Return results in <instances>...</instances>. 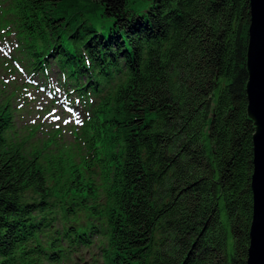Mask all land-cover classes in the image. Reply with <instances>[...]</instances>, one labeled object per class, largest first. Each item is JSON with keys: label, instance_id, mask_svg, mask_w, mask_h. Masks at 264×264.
Masks as SVG:
<instances>
[{"label": "trees", "instance_id": "obj_1", "mask_svg": "<svg viewBox=\"0 0 264 264\" xmlns=\"http://www.w3.org/2000/svg\"><path fill=\"white\" fill-rule=\"evenodd\" d=\"M0 8L14 60L80 115L73 142L25 138L0 89V264H246L249 0Z\"/></svg>", "mask_w": 264, "mask_h": 264}, {"label": "rangeland", "instance_id": "obj_2", "mask_svg": "<svg viewBox=\"0 0 264 264\" xmlns=\"http://www.w3.org/2000/svg\"><path fill=\"white\" fill-rule=\"evenodd\" d=\"M3 13L0 8V89L7 96L14 95L12 107L15 108V123L18 130L16 132L25 138L32 134L37 136L47 134L65 143L73 142V133L80 122L79 115L58 100V94L53 96L52 92L42 90L40 79L28 76L19 69L14 60L17 36L14 33H10L8 37L1 35L5 33L1 28ZM26 81L30 82L27 87L24 85ZM48 82L53 86L54 77H48ZM55 116H59L60 119L55 120ZM65 120L68 123H64Z\"/></svg>", "mask_w": 264, "mask_h": 264}, {"label": "water", "instance_id": "obj_3", "mask_svg": "<svg viewBox=\"0 0 264 264\" xmlns=\"http://www.w3.org/2000/svg\"><path fill=\"white\" fill-rule=\"evenodd\" d=\"M249 14L245 91L254 133L250 177L252 215L246 264H264V0H249Z\"/></svg>", "mask_w": 264, "mask_h": 264}, {"label": "snow or ice", "instance_id": "obj_4", "mask_svg": "<svg viewBox=\"0 0 264 264\" xmlns=\"http://www.w3.org/2000/svg\"><path fill=\"white\" fill-rule=\"evenodd\" d=\"M54 119H55V120H59V119H60V117H59V116H55V117H54ZM77 122H79V121H77ZM64 123H68V121H67V120H65V121H64Z\"/></svg>", "mask_w": 264, "mask_h": 264}]
</instances>
